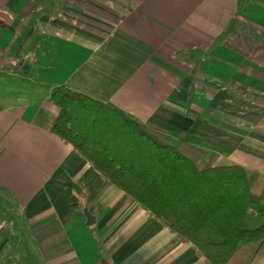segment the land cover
<instances>
[{
  "label": "crops",
  "instance_id": "crops-1",
  "mask_svg": "<svg viewBox=\"0 0 264 264\" xmlns=\"http://www.w3.org/2000/svg\"><path fill=\"white\" fill-rule=\"evenodd\" d=\"M126 1L100 23L95 7H0L1 261L206 264L51 132L60 85L264 174V0Z\"/></svg>",
  "mask_w": 264,
  "mask_h": 264
},
{
  "label": "trees",
  "instance_id": "trees-1",
  "mask_svg": "<svg viewBox=\"0 0 264 264\" xmlns=\"http://www.w3.org/2000/svg\"><path fill=\"white\" fill-rule=\"evenodd\" d=\"M50 130L102 177L191 242L206 264H247L264 241V174L174 140L135 116L66 85ZM2 109L0 102V110Z\"/></svg>",
  "mask_w": 264,
  "mask_h": 264
},
{
  "label": "rangeland",
  "instance_id": "rangeland-1",
  "mask_svg": "<svg viewBox=\"0 0 264 264\" xmlns=\"http://www.w3.org/2000/svg\"><path fill=\"white\" fill-rule=\"evenodd\" d=\"M0 7H95L99 10L89 14L91 18H95L97 22L100 20H109L111 16H117L118 7H127L126 0H0ZM105 11L101 13L100 11ZM81 9L79 11L81 13ZM122 12V11H121ZM77 13V12H76ZM113 14V15H111ZM101 20V21H102ZM105 22V21H104ZM21 82V81H18ZM17 82V83H18ZM24 83L17 85L22 86ZM24 94V93H21ZM7 254V253H4ZM2 255V254H1ZM8 258L1 261L0 264H34L33 259L29 257L31 253H22L11 251L8 252ZM20 256V257H19Z\"/></svg>",
  "mask_w": 264,
  "mask_h": 264
}]
</instances>
